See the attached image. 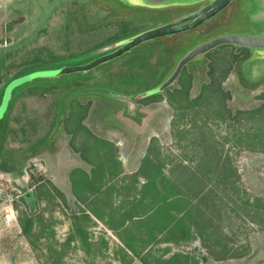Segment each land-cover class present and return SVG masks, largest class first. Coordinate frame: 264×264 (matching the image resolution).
I'll use <instances>...</instances> for the list:
<instances>
[{"label": "rangeland", "instance_id": "obj_1", "mask_svg": "<svg viewBox=\"0 0 264 264\" xmlns=\"http://www.w3.org/2000/svg\"><path fill=\"white\" fill-rule=\"evenodd\" d=\"M216 1L0 0L8 79L43 57L84 70L78 87L52 78L43 96L15 93L3 149L30 157L19 175L0 172V264H264V49L219 47L166 83L217 34L263 38L264 0L137 43L166 31L145 27L150 16L196 19ZM123 23L144 35L104 45L126 37ZM188 86L200 99L183 117L172 103Z\"/></svg>", "mask_w": 264, "mask_h": 264}, {"label": "trees", "instance_id": "obj_2", "mask_svg": "<svg viewBox=\"0 0 264 264\" xmlns=\"http://www.w3.org/2000/svg\"><path fill=\"white\" fill-rule=\"evenodd\" d=\"M161 18H163V19H161ZM148 20H149V22H151V25H147L145 27L154 28V27H159V26H164V25H169V24L175 23L177 19H173L166 12V13H164L162 15L150 16ZM121 27H122L123 34L126 37L123 39L118 34H116V35L106 39L105 41H103L104 45H108L110 43L111 44L113 43V46H116L119 43H122V42H125V41H130V38L132 36L136 35L138 37V36L142 35L143 32H144V31H141V30H132V29L130 31L128 23L121 24ZM175 35H170V36H165V37H173ZM222 36H225V35L217 34V35H215V37L213 39L219 38V37H222ZM155 40H157V39H155ZM150 41H154V40H150ZM97 47H99V44H98ZM240 48H243V47H240ZM95 49L88 50V52L85 51V52H83L81 54H71V55L78 56V55H85V54H89V53L91 54L92 52L97 51ZM243 49H247V48H243ZM192 50H194V49H192ZM192 50L186 52L183 56L180 57L176 67L171 69L172 71L169 74L170 77L175 72V70H176L178 64L180 63V61L185 56H187ZM210 53H208L206 55H209ZM99 56H100V54H99ZM0 63H1V72H2L1 73V78H0V85H3V87L0 89V106L2 105V103L4 101V96L6 94V89L8 90L9 86L11 85L10 89L7 91V99H6V102H5L6 103L5 104L6 105L5 109L6 110L4 111L3 116L0 119V172L5 173V174L19 175L20 172H21V169L23 168V166L25 164V161L30 156L25 157L23 159H17L13 155V153H11V152L10 153L9 152L6 153L4 151V149H3V147L5 146V142L7 140L8 133L10 131V128H9V113L10 112L9 111H10L12 105H13V101H14V98H15V93L17 92V90L23 89V88L26 90V93H28V94L32 93L34 91L37 92L38 90L42 89L43 91L41 92L40 95L43 96L48 91V87H50L49 84L51 83L52 78L54 79V81H52L53 83L54 82H59V81L60 82H64V81H71L72 82L76 78V77H72V76H74V75L79 73L77 71H79L80 67L79 66H75L73 68H78V70L73 71V72L70 71L67 67H69L70 65L72 66V63L66 62L64 56H58V57H56L54 59H52L50 57H47V58L46 57L36 58L33 61H31V62H24L21 65L20 70L12 78L8 79V71H9L10 68L11 69L14 68V66H5V61L3 59L0 61ZM54 69L56 71H54ZM186 69H187V66L184 67V69L182 70V72H181V74H180V76L178 77L177 80L181 81L182 77L185 75ZM52 74H53L54 77L52 76ZM18 79H21V81L18 82L17 81ZM70 85H74V86L78 87V86H80V82H72V84H70ZM70 85L66 84V87H70ZM172 85H170L169 87H171ZM188 85H191V84H189V82H188ZM162 86H163V83H159L158 86L155 89L150 90L147 93H145V96L146 97H153L156 94L161 93L162 91L160 92V89L162 88ZM168 88H166V89H168ZM189 89H190V86H188L187 89L185 88V91L180 90L179 92H176L175 94L177 96L175 95L174 99H173L175 103L174 102L172 103L173 106L177 110L182 112L183 117L190 116V115H187V112H190V110L192 109L193 104H196L198 99H200V98H190ZM177 97H180V100H178ZM16 100H17V97H16ZM176 102L178 103V105L176 104ZM189 119L190 120H188V123H190V125L192 123L193 124L196 123L195 121L192 120V118L189 117ZM153 167H154V170H157V172H160V166L155 165ZM232 171L235 172L234 169H232ZM227 186L228 187L229 186H234V182L227 183ZM171 198H172V196H171ZM23 231H24V233L27 234L28 229L24 228ZM179 258L180 257L178 256V259Z\"/></svg>", "mask_w": 264, "mask_h": 264}, {"label": "water", "instance_id": "obj_3", "mask_svg": "<svg viewBox=\"0 0 264 264\" xmlns=\"http://www.w3.org/2000/svg\"><path fill=\"white\" fill-rule=\"evenodd\" d=\"M232 1H234V0H217L216 2H213L212 4H210V6L206 7L204 9V11H201L199 13L200 16L197 17L196 19H190V17H189V18H186V19L181 20L179 22L169 24V25L164 27V29H166V31H164L163 35L155 36V35L148 34V35H145L142 38V40L138 41L137 43L142 44V43L150 41V40H155V39H158L161 37L170 36L172 34L175 35V34H177L176 32H178V34H180L182 32L192 30L190 28H193V30H194V28L196 29L195 22L198 19L203 17L202 14L206 15V14H209L210 12L215 13V12H218L220 9L221 10L223 8L225 9L226 7H228L231 4ZM221 2H222V5L220 8H218L219 3H221ZM188 26H189V28L187 30L180 31L184 27H188ZM142 35H144V34H142ZM142 35H140V36H142ZM133 41H135V39L130 40V41H126L125 43H132ZM225 45H236V46L247 48V49H264V37L263 38H254V37H246V36H222L219 38H215V39H213L207 43H204L202 45H199L198 47H196L194 50H192L187 56H185L180 61L175 72L171 76L170 81H167L166 83L172 85L178 79L182 70L184 69V67H186L189 64V62L193 61L194 59H196L199 56L206 55V54L210 53L211 51H213L219 47L225 46ZM110 59H112V58H110ZM88 68H91V67H87V69ZM79 71H84V70H83V68H81V70L79 68ZM166 83L163 84L162 88L160 89V92L164 91V87L168 86Z\"/></svg>", "mask_w": 264, "mask_h": 264}]
</instances>
